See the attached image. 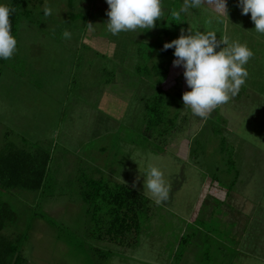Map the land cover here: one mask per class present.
<instances>
[{
	"label": "rangeland",
	"instance_id": "obj_1",
	"mask_svg": "<svg viewBox=\"0 0 264 264\" xmlns=\"http://www.w3.org/2000/svg\"><path fill=\"white\" fill-rule=\"evenodd\" d=\"M34 1L20 22L17 51L0 63V153L14 143L53 154L43 192L26 185L0 189V203L16 215L3 233L23 236L25 264H264V34L250 13L242 14L239 0H227L228 17L213 0L187 12L181 11L184 0H162L164 16L153 29L117 35L107 30L106 0ZM45 4L51 15L44 14ZM182 29L246 45L254 54L244 65L248 77L208 119L183 106L176 137L146 132V140L143 97L154 89L138 66L150 67L158 43L178 39ZM174 59L163 88L185 93L191 89ZM214 126L221 127L223 150ZM158 147L164 150L153 151ZM226 154L235 161L232 171ZM151 167L171 185L160 205L144 189ZM84 173L135 184L151 199L134 245L90 234L79 194Z\"/></svg>",
	"mask_w": 264,
	"mask_h": 264
},
{
	"label": "trees",
	"instance_id": "obj_2",
	"mask_svg": "<svg viewBox=\"0 0 264 264\" xmlns=\"http://www.w3.org/2000/svg\"><path fill=\"white\" fill-rule=\"evenodd\" d=\"M37 1L42 2L43 0ZM32 2L34 3L35 1L8 0V6L15 8V12L9 17L12 26L11 35L15 39L23 16L29 17L33 11V7L30 5ZM74 15L75 13L71 12L70 18ZM87 15L92 16V13L91 15L86 13ZM166 42L170 41L164 40L158 43L154 53L156 61L150 67L138 66L139 69H144L152 77L151 84L154 89L149 96L143 97L145 110L143 125L145 134H143V138L146 140L149 139L146 132H149V136L152 135L156 139L164 137L165 140L169 141L171 137H176L177 132L180 130L179 128L183 126V123H178V119L181 114V108L184 106L182 99L184 93L182 90L170 93L163 88V83L169 77L171 57L174 56L175 51L174 48L164 50L163 46ZM142 53L140 49L139 54L142 55ZM3 60V58H0V63ZM181 81L182 77L178 78L179 84ZM187 119L188 116L184 115L183 121ZM212 131L216 137H219L218 141L222 145L223 150L226 142L224 136L221 139L222 141L220 140L221 127L214 126ZM162 150L164 149L159 147L153 148L155 152ZM192 151L195 154L199 152L197 147H192ZM34 153L15 146L14 143L6 146L1 151L0 189L11 190L18 188V186L26 185L27 188L34 190L42 189L41 192L45 190L46 184L50 181V164L53 154L51 150H37ZM228 154L232 155V151H228ZM228 154L225 157H229ZM231 157L227 158L228 164L231 165L230 171L236 167L235 161ZM235 171L236 174H239L238 169ZM78 179L80 183L79 194L86 203V215L91 227L90 234L109 242L127 246L134 245L141 231V213L143 211H147L148 214L151 212V199L137 188L110 176L106 178L101 175L96 177L84 173L78 176ZM216 199L218 198L216 197ZM42 216H45V214ZM15 217V211L7 203L1 202L0 264H25L26 261L22 247L23 236L17 234L18 236L15 237L13 234L5 235L3 233V229ZM97 250L101 251V256L104 257L111 254L109 251Z\"/></svg>",
	"mask_w": 264,
	"mask_h": 264
},
{
	"label": "clouds",
	"instance_id": "obj_3",
	"mask_svg": "<svg viewBox=\"0 0 264 264\" xmlns=\"http://www.w3.org/2000/svg\"><path fill=\"white\" fill-rule=\"evenodd\" d=\"M109 17L107 30L112 35L121 32H140V29L151 30L156 22L163 19L162 0H106ZM204 0H184L181 11L198 8ZM214 7L220 15L228 17L227 0H213ZM242 14H251L255 30L264 34V0H239ZM15 8L0 5V58L10 59L17 51V40L11 35L10 15ZM53 9L45 4L44 14L51 15ZM211 23V21H209ZM89 29L94 25L89 22ZM63 38L70 39L71 33L63 32ZM221 43L225 45L221 50ZM164 50L174 48V66H182L183 75L190 91L183 96L185 108H190L193 115L208 119L220 105L226 104L235 97L245 84L248 72L244 65L254 55L246 46L238 43L229 45L227 38L217 40L215 33L196 31L185 35L181 30L178 39L164 44ZM139 179V177L137 178ZM135 187V184L133 185ZM147 189L157 205L170 198L171 185L157 167H151L144 180Z\"/></svg>",
	"mask_w": 264,
	"mask_h": 264
}]
</instances>
